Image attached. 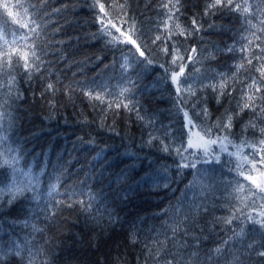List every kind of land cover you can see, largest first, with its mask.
I'll return each instance as SVG.
<instances>
[{"label": "trees", "instance_id": "16d2710c", "mask_svg": "<svg viewBox=\"0 0 264 264\" xmlns=\"http://www.w3.org/2000/svg\"><path fill=\"white\" fill-rule=\"evenodd\" d=\"M167 2L115 0L117 5L125 4L128 17L135 20L141 33L137 42L147 44L145 54L154 61L148 65L133 45L107 43L109 37L100 31L94 0H0V25L6 28L4 38L10 42L4 45L0 39V47L7 50L13 39L23 44L19 38L27 29L20 24L32 15L43 19L46 40L52 41L46 49V68L31 81L22 68L13 73L16 84L6 109L9 115L0 121V128L5 129L0 135L7 137L0 141V151L19 156L17 167L39 177L33 192L9 204V183L13 179L23 183L27 178L13 177L11 168L0 167V264H29V260L34 264H165L173 257L178 264H264V257L258 255L264 251V232L246 225L243 236L233 237L239 221L225 225L216 219L227 218L237 208L246 214L251 211L230 195L235 180L250 183L230 171L235 162L220 155L219 162L206 164L192 149L184 153L187 160L182 161L175 152L178 145L187 146L184 110L194 124L203 120L205 126L226 110H236L243 85L236 84L232 96L222 97L220 104L211 88L201 90V85L214 82L213 77L218 81V73L230 76L235 72L241 54L226 49L245 35L247 25L238 13L226 8L205 15L208 0H180L179 22L190 28L195 17L202 30L186 39L174 37L185 56L181 87L193 85L197 91L195 97L187 91L178 96L171 73L179 68L172 65L171 56L159 50L164 42H158L159 47L151 44L164 31L167 10L161 4ZM254 3L264 7V0ZM17 4L22 7H15ZM113 13L123 15L118 8ZM115 23L120 26V19ZM123 30L127 32L128 26ZM192 48L198 50L197 59L187 61ZM126 62L129 66L122 70ZM242 76L243 70L237 79ZM0 79L6 81L7 77ZM49 82L58 89L54 94L45 91ZM68 85L73 89L71 96L64 91ZM123 88L130 89L122 102H131L132 111L115 108ZM6 89L7 85L0 90V100L6 98ZM81 89L103 93L104 102L89 100ZM17 92L23 95L18 97ZM205 99L206 103L201 102ZM50 100L55 107L49 105ZM109 102H113L111 109ZM205 106L211 114L208 118L197 115ZM137 111L143 121L137 119ZM251 118L246 111L234 121L232 139L236 143ZM150 137L159 139L149 144ZM247 138L264 137L258 132L253 137L249 131ZM166 145L170 151L163 150ZM251 151L244 148L243 154ZM188 162L196 163V168L178 167ZM53 184L56 190L50 193ZM57 201L63 203L57 205ZM260 203L257 200V211ZM88 204L91 208L84 211ZM185 215L187 223H182ZM176 227L181 231L172 239L171 230ZM133 232L136 243L129 239ZM157 240L164 243L167 253L160 260L155 256ZM14 244L21 247V255L14 254ZM218 247L223 249L219 254L214 251Z\"/></svg>", "mask_w": 264, "mask_h": 264}, {"label": "snow or ice", "instance_id": "6c2138e0", "mask_svg": "<svg viewBox=\"0 0 264 264\" xmlns=\"http://www.w3.org/2000/svg\"><path fill=\"white\" fill-rule=\"evenodd\" d=\"M7 9L8 5H2ZM94 7H98L99 15L96 17L98 24L100 25V31L109 37L107 43L111 46H119L120 44H131L134 46L136 53L139 57L143 58L148 65H151L154 61L146 56L147 44L138 43L137 40L140 39V30L136 27V22L134 19L128 17V12L125 4L117 5L115 0L113 3L108 4L103 2V0H94ZM15 7H22L21 4L15 5ZM161 7L166 11V19L162 23L163 32L156 35L155 38L151 40V44L159 47L158 42H164V47L159 50L163 52L166 56L172 57V65L179 68V71H173L171 73V82L176 86V93L178 96L182 95L183 92L187 91L191 96L195 97L197 91L193 85H188L187 88H182L181 85L185 81L181 80V77L185 76V56L181 54V48L174 37H184L185 39L194 33L201 31V26L198 24L197 19L193 17L190 28L184 26L179 22V17L176 15L180 11V0H168L167 3H162ZM118 8L122 16L117 17L114 15L113 10ZM228 9L230 12L238 13L247 27L244 28L245 35H242L238 41H234L233 45H230L227 49V53H233L239 51L241 54V59L239 62L234 64L235 72H232L229 76L226 73L216 74L219 80L216 81V77H213V81L208 84H202L201 90H206L211 88L212 92L216 96V103L220 104L221 99L224 96H232L235 90L236 84L243 85L240 92L241 95L236 103L235 111L226 110L224 114L217 118L210 126H205L204 121L201 120L200 124H194L193 119L189 114V111L184 110V120L185 127L189 129V137L187 140V146L180 144L175 148V152L181 157V160H187L184 156L185 152L189 149H199L203 152L202 162L206 164L212 163L214 160L219 162V153H214L211 150L212 145H218L221 152H226L230 157L235 159V167L231 168L237 176L244 178V181L250 182L245 184L239 180H235L231 183L232 193L235 199L242 205L243 208H251V211L247 214L243 212L242 208L235 209L230 216L227 218L218 217V221L222 220L225 225H233L235 222L239 221L237 227L239 231L233 229V237L243 236L246 225H255L259 230L264 232V138L259 140L247 138L249 131L252 132L253 137H255L258 132L261 137H264V7L257 8L254 0H208L206 3L204 14L209 15L218 9ZM59 11V10H56ZM28 10H25L27 14ZM259 13V15H258ZM11 15V13H9ZM119 18L121 21L120 26L115 23V20ZM131 20V24H129ZM256 21L255 23L253 21ZM14 23H20L19 20H14ZM127 25V32L123 30V26ZM20 27L26 28L27 33L20 37L19 39L24 41L20 44L17 39L11 41V45L7 50L0 47V77L6 76L7 80L4 81L0 79V90L6 89V98L0 100V121H4L9 113L6 111L9 107V100L12 99L14 95V86L16 84V75L19 69H23V72L27 76L29 81L32 80L35 73H40L42 68H46L47 61L45 57L48 55L47 47L52 44V41L46 40V27L43 23V19L38 15H32L26 23H21ZM160 27L158 26L157 31L160 32ZM119 33V36L115 35ZM7 35L6 28L0 25V39H3L4 45H9V41L4 37ZM136 36V39H133ZM123 37L124 39H121ZM170 41L171 43H168ZM239 44L240 47L237 49L236 45ZM196 48H192L191 52L193 55H187V61H195L197 57L194 55L197 53ZM127 61V58H125ZM180 61L178 64L177 62ZM128 63L121 65L122 70H127ZM243 70V76L237 79L238 75L241 74ZM199 71V70H198ZM43 79V77H42ZM250 81V83H249ZM59 82V81H57ZM71 85L65 87V94L71 96L72 93ZM45 91L55 93L58 91L55 83L49 82L45 86ZM83 94L89 98V100H98L101 103L104 102L103 93H95L93 89L83 90ZM130 92V89L123 88L119 94L121 102H115V108L119 109L121 107L132 111L134 105L129 103H123L122 100L126 98V94ZM16 95L22 96V93H16ZM43 95V93H41ZM206 103V99L201 101ZM49 105L55 107V101H48ZM113 102H109L108 109H111ZM194 105L193 107H196ZM246 111L252 114V118L244 124L241 129V135L237 137L239 143H236L232 137L234 121L241 116V114ZM137 119L143 121L144 116H141L139 111H137ZM198 116L204 118L210 117V112L205 106L201 109ZM193 129H198L194 133ZM5 129L0 128V133H3ZM214 133H219L215 135ZM193 135L195 139H193ZM7 137L0 135V141L6 140ZM159 139V137H150L148 143L151 144L153 140ZM163 143V141H161ZM231 145L236 149L234 152L228 151V146ZM244 148L252 149L251 152L243 154ZM164 151H170V145H166L163 149ZM258 157V159H257ZM20 157L13 154L10 157L4 152L0 151V167L7 166L11 168L13 177L18 175L26 177V181L21 183L16 179H13L8 185V193L10 199L8 203L11 204L19 197H24L26 192H33V185L39 184V177L32 176L31 172H23L17 165L19 164ZM181 168H196V163L188 162L181 163L178 165ZM259 173V176L253 175L251 173ZM247 173V174H246ZM56 190V185L50 186V193ZM246 193V195H245ZM36 198V197H33ZM257 200L261 201L258 205L259 211H257ZM63 202L57 201L56 204L59 205ZM79 203L84 206V201L81 200ZM68 207H72L71 204ZM91 208V204L84 207V211H88ZM200 206H197V211H200ZM207 211L206 208L202 209ZM183 209H179L178 212H182ZM191 211V210H190ZM239 212L240 215L237 216L236 213ZM255 213V214H253ZM179 218V217H178ZM188 216L185 215L182 223H187ZM36 231H42L41 229H35ZM172 239H175L176 234L181 231L179 227L173 228ZM183 235L187 237L189 233L185 230ZM132 243L137 242V235L135 232L130 234L129 237ZM196 242L199 243V238L194 237ZM231 239V237L229 238ZM227 245L228 241H224ZM15 255H21L22 249L19 245L14 244ZM148 246L146 245V248ZM251 247V245L249 246ZM222 248L218 247L214 251L219 254L222 252ZM165 245L161 241L155 242V256L157 260L163 259L166 255ZM259 256L264 257V251L258 253ZM29 264H34V261L29 260ZM165 264H178L175 257L167 259Z\"/></svg>", "mask_w": 264, "mask_h": 264}, {"label": "rangeland", "instance_id": "374dc122", "mask_svg": "<svg viewBox=\"0 0 264 264\" xmlns=\"http://www.w3.org/2000/svg\"><path fill=\"white\" fill-rule=\"evenodd\" d=\"M195 131H197V129H193L192 132L194 133ZM187 132H188V137H189V129L187 128ZM214 138V137H213ZM193 139H195L194 135H193ZM188 140V139H187ZM194 152H198L199 155H202L203 156V152L199 149H195L193 148L192 149ZM211 150L214 152V153H219V155H226L227 158L229 160H233V162H235V159L233 157H230L226 152H221L220 151V147L218 145H212L211 146ZM228 151L229 152H234L236 151L235 148H230V146L228 147ZM253 175H256L257 177L259 176V173H256V174H253Z\"/></svg>", "mask_w": 264, "mask_h": 264}]
</instances>
